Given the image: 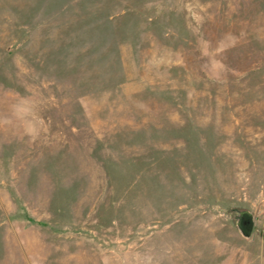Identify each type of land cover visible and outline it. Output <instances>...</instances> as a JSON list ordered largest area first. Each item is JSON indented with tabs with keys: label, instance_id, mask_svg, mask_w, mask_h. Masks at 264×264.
<instances>
[{
	"label": "rangeland",
	"instance_id": "1",
	"mask_svg": "<svg viewBox=\"0 0 264 264\" xmlns=\"http://www.w3.org/2000/svg\"><path fill=\"white\" fill-rule=\"evenodd\" d=\"M0 264H264V0H0Z\"/></svg>",
	"mask_w": 264,
	"mask_h": 264
},
{
	"label": "water",
	"instance_id": "2",
	"mask_svg": "<svg viewBox=\"0 0 264 264\" xmlns=\"http://www.w3.org/2000/svg\"><path fill=\"white\" fill-rule=\"evenodd\" d=\"M241 214L243 216V221L238 222L237 216ZM234 225L240 236L244 239H248L251 231V214L248 211L236 212L233 215Z\"/></svg>",
	"mask_w": 264,
	"mask_h": 264
},
{
	"label": "flooded vegetation",
	"instance_id": "3",
	"mask_svg": "<svg viewBox=\"0 0 264 264\" xmlns=\"http://www.w3.org/2000/svg\"><path fill=\"white\" fill-rule=\"evenodd\" d=\"M243 216L241 215V214H239L238 216H237V220H238V222L239 223H241L242 221H243Z\"/></svg>",
	"mask_w": 264,
	"mask_h": 264
}]
</instances>
